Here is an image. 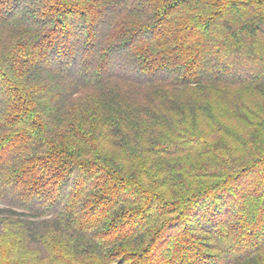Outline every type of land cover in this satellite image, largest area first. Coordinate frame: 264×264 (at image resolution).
I'll return each instance as SVG.
<instances>
[{
  "label": "trees",
  "instance_id": "16d2710c",
  "mask_svg": "<svg viewBox=\"0 0 264 264\" xmlns=\"http://www.w3.org/2000/svg\"><path fill=\"white\" fill-rule=\"evenodd\" d=\"M0 264H264V0H0Z\"/></svg>",
  "mask_w": 264,
  "mask_h": 264
},
{
  "label": "rangeland",
  "instance_id": "374dc122",
  "mask_svg": "<svg viewBox=\"0 0 264 264\" xmlns=\"http://www.w3.org/2000/svg\"><path fill=\"white\" fill-rule=\"evenodd\" d=\"M1 204V203H0Z\"/></svg>",
  "mask_w": 264,
  "mask_h": 264
}]
</instances>
